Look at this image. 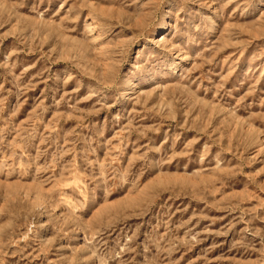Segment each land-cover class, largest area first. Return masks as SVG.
<instances>
[{
    "label": "rangeland",
    "instance_id": "obj_1",
    "mask_svg": "<svg viewBox=\"0 0 264 264\" xmlns=\"http://www.w3.org/2000/svg\"><path fill=\"white\" fill-rule=\"evenodd\" d=\"M0 264H264V0H0Z\"/></svg>",
    "mask_w": 264,
    "mask_h": 264
}]
</instances>
